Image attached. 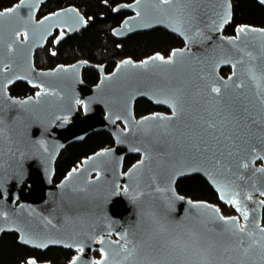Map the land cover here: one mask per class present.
I'll use <instances>...</instances> for the list:
<instances>
[{
    "label": "water",
    "instance_id": "water-1",
    "mask_svg": "<svg viewBox=\"0 0 264 264\" xmlns=\"http://www.w3.org/2000/svg\"><path fill=\"white\" fill-rule=\"evenodd\" d=\"M46 2L0 11V238L77 252L69 264H264V28L225 36L232 0H135L114 8L130 14L114 39L163 29L184 47L110 74L85 60L41 70L36 53L56 31L57 48L89 26L75 6L38 19ZM18 83L36 93L12 96ZM141 99L168 113L137 117ZM98 132L114 146L55 184L62 151ZM130 155L140 159L126 169ZM193 176L236 214L179 194Z\"/></svg>",
    "mask_w": 264,
    "mask_h": 264
},
{
    "label": "trees",
    "instance_id": "trees-1",
    "mask_svg": "<svg viewBox=\"0 0 264 264\" xmlns=\"http://www.w3.org/2000/svg\"><path fill=\"white\" fill-rule=\"evenodd\" d=\"M21 0H0V11L13 7ZM135 0H48L43 6L42 16L75 6L89 20V26L80 33L69 36L57 48L54 40H49L47 47L39 50L35 56V65L41 70H52L59 65H70L80 60H85L93 65H104L105 72L110 74L117 64L125 59L142 61L153 55L168 57L172 51L184 47L182 40L163 29H156L146 33L133 35L125 40L117 41L111 35L114 28L118 27L128 16L127 13L114 14L113 10L120 4H130ZM233 19L224 29V35L231 37L236 34L239 26H253L264 28V6L258 0H232ZM56 52V56L53 53ZM231 73L230 68L221 71L223 76ZM83 80L88 86H95L100 80V74L94 69H86ZM35 89L29 85L18 83L10 88L13 96L26 97L34 94ZM168 113L161 107L154 106L151 102L141 99L136 102L135 113L137 117L153 113ZM114 146L112 136L106 132L90 135L81 143L71 144L60 154L54 177V183H60L66 175L77 167L85 158L100 150ZM140 159L139 155H130L125 159V168L128 169ZM260 164V163H259ZM179 194L194 201H205L217 204L226 216L236 214L233 208L220 203L216 192L201 176L185 178L177 183ZM264 225V209H263ZM16 233L3 234L0 238V264H26L30 259L50 264H69L75 252L63 248H49L38 251L25 247L18 242ZM100 257V253H95Z\"/></svg>",
    "mask_w": 264,
    "mask_h": 264
},
{
    "label": "flooded vegetation",
    "instance_id": "flooded-vegetation-1",
    "mask_svg": "<svg viewBox=\"0 0 264 264\" xmlns=\"http://www.w3.org/2000/svg\"><path fill=\"white\" fill-rule=\"evenodd\" d=\"M47 2H48V0H47ZM47 2H46V3H47ZM46 3H45V4H46ZM45 4H44V5H45ZM44 5H43V6H44ZM43 6H42V8H41V10H40V12H39L38 19H41L42 17H45V16H46V15H44V16L41 15L42 12H43ZM68 7H71V6H68ZM66 8H67V7H66ZM53 13H54V12H53ZM81 13H82V12H81ZM50 14H51V13H50ZM127 14H128V13H127ZM48 15H49V14H48ZM129 16H130V14H128L127 17H129ZM88 21H89V20H88ZM55 34H61V32H60V31H56ZM54 41H55V40H54ZM228 75H229V74H228ZM32 89H33V88H32ZM35 93H36V91H35ZM35 93H34V94H35ZM34 94H29V95L26 96V97H19V98L24 99V98H27V97L33 96ZM12 96H13V95H12ZM14 97H18V96H14ZM75 253H77V252H75ZM75 255H76V254H75Z\"/></svg>",
    "mask_w": 264,
    "mask_h": 264
},
{
    "label": "snow or ice",
    "instance_id": "snow-or-ice-1",
    "mask_svg": "<svg viewBox=\"0 0 264 264\" xmlns=\"http://www.w3.org/2000/svg\"><path fill=\"white\" fill-rule=\"evenodd\" d=\"M218 91V90H217Z\"/></svg>",
    "mask_w": 264,
    "mask_h": 264
}]
</instances>
